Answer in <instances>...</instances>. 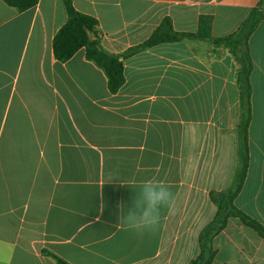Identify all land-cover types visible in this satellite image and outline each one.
I'll return each instance as SVG.
<instances>
[{
    "label": "crops",
    "instance_id": "obj_1",
    "mask_svg": "<svg viewBox=\"0 0 264 264\" xmlns=\"http://www.w3.org/2000/svg\"><path fill=\"white\" fill-rule=\"evenodd\" d=\"M99 22L114 54L142 44L170 18L196 33H234L261 0H72ZM63 0L22 13L0 0V264H192L217 214L212 193L238 168L237 65L206 42L165 44L125 63L117 95L79 51L55 58ZM250 166L236 206L264 225V23L250 39ZM171 186L175 202L154 231L119 224L142 181ZM132 186V187H131ZM123 215V213H122ZM213 264H264V240L231 219Z\"/></svg>",
    "mask_w": 264,
    "mask_h": 264
},
{
    "label": "trees",
    "instance_id": "obj_2",
    "mask_svg": "<svg viewBox=\"0 0 264 264\" xmlns=\"http://www.w3.org/2000/svg\"><path fill=\"white\" fill-rule=\"evenodd\" d=\"M17 12L22 13L36 7L40 0H1ZM67 22L58 31L53 41V51L58 62L66 64L79 51H85L86 60L101 70L107 78L108 91L117 95L126 83L125 63L134 56L165 44L201 41L209 43L215 51L225 50L235 61L236 84L240 94V117L236 127L238 140V168L232 185L210 198L217 208L214 220L199 236L200 254L192 264H213L216 257L214 240L228 226L231 219L239 220L245 227L255 231L264 240V225L248 216L236 206V200L246 183L250 166L249 132L253 118L251 76L254 63L250 54V39L264 23V0L255 6L240 27L225 37L213 36L212 16H201L196 33L177 32L170 18L152 33L147 41L129 48L123 53L107 51L102 44L99 22L94 17L77 11L72 0H63ZM57 264H69L59 256L43 252Z\"/></svg>",
    "mask_w": 264,
    "mask_h": 264
},
{
    "label": "clouds",
    "instance_id": "obj_3",
    "mask_svg": "<svg viewBox=\"0 0 264 264\" xmlns=\"http://www.w3.org/2000/svg\"><path fill=\"white\" fill-rule=\"evenodd\" d=\"M138 187L132 206L125 211L120 205L119 224L138 232L154 231L160 224L161 210L174 205L175 194L168 183L156 178L146 179Z\"/></svg>",
    "mask_w": 264,
    "mask_h": 264
}]
</instances>
